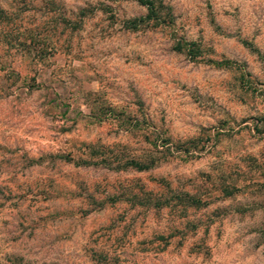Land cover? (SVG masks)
Here are the masks:
<instances>
[{
    "label": "rangeland",
    "instance_id": "obj_1",
    "mask_svg": "<svg viewBox=\"0 0 264 264\" xmlns=\"http://www.w3.org/2000/svg\"><path fill=\"white\" fill-rule=\"evenodd\" d=\"M158 1L0 0V264H264V0Z\"/></svg>",
    "mask_w": 264,
    "mask_h": 264
},
{
    "label": "trees",
    "instance_id": "obj_2",
    "mask_svg": "<svg viewBox=\"0 0 264 264\" xmlns=\"http://www.w3.org/2000/svg\"><path fill=\"white\" fill-rule=\"evenodd\" d=\"M138 1L140 4H142L146 7L147 12H146L144 17H138V18L132 19L131 22H132L133 28L135 27L134 22H136V21H141L145 18H150V17L156 18L157 17L156 5L158 6L161 4L160 1H158V0H138ZM183 145L184 146H181V148H179V146L177 145V147H175L174 149L177 150L176 148H178V150L182 151L183 153H187V152H189V149L192 148L191 150H193V148L195 147L196 144H194L193 140H191V141L188 140ZM200 148H202V145ZM91 154H93V152ZM128 164L135 167V169L137 171H141V170H144L146 168V165H143L142 163L135 162L133 160L129 161ZM259 174L261 177L260 182L251 181V182H253L254 185H256L259 188L258 190H260L261 187L264 188V169L261 170V172ZM181 195H182V199L184 201H187L189 204H198L199 203V199L193 197V195H189L187 193H182Z\"/></svg>",
    "mask_w": 264,
    "mask_h": 264
}]
</instances>
